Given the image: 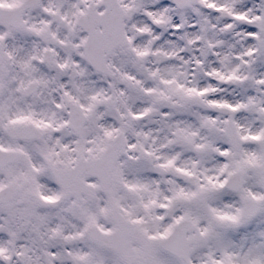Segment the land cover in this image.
I'll list each match as a JSON object with an SVG mask.
<instances>
[{
  "label": "snow or ice",
  "instance_id": "1",
  "mask_svg": "<svg viewBox=\"0 0 264 264\" xmlns=\"http://www.w3.org/2000/svg\"><path fill=\"white\" fill-rule=\"evenodd\" d=\"M0 264H264V0H0Z\"/></svg>",
  "mask_w": 264,
  "mask_h": 264
}]
</instances>
